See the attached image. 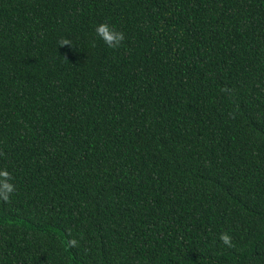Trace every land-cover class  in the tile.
Returning <instances> with one entry per match:
<instances>
[{
    "label": "trees",
    "instance_id": "1",
    "mask_svg": "<svg viewBox=\"0 0 264 264\" xmlns=\"http://www.w3.org/2000/svg\"><path fill=\"white\" fill-rule=\"evenodd\" d=\"M0 171V264H264V0H0Z\"/></svg>",
    "mask_w": 264,
    "mask_h": 264
},
{
    "label": "clouds",
    "instance_id": "2",
    "mask_svg": "<svg viewBox=\"0 0 264 264\" xmlns=\"http://www.w3.org/2000/svg\"><path fill=\"white\" fill-rule=\"evenodd\" d=\"M96 35L106 44L109 48L119 47L121 42L125 39L124 33L122 31L117 30L113 25L109 23H100L95 27ZM61 46L63 45H71L70 41L61 40ZM8 173L6 171H0V176H7ZM13 190V186L9 183H3V189L0 190L6 196L8 192ZM219 239L223 244L231 246L232 240L231 236L227 232L220 233ZM74 243V241H73Z\"/></svg>",
    "mask_w": 264,
    "mask_h": 264
}]
</instances>
